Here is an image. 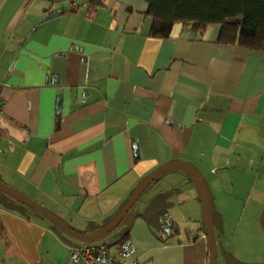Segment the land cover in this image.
<instances>
[{"label": "crops", "instance_id": "crops-1", "mask_svg": "<svg viewBox=\"0 0 264 264\" xmlns=\"http://www.w3.org/2000/svg\"><path fill=\"white\" fill-rule=\"evenodd\" d=\"M97 1L0 0V184L89 235L182 162L206 180L217 226L237 205L236 227L260 212L249 238L223 228L215 264H264V53L216 43V26L160 39L145 0ZM180 171L167 192L192 183ZM138 223L115 242L127 236L137 264H209L201 227L170 220L158 238ZM78 244L0 192V264H66Z\"/></svg>", "mask_w": 264, "mask_h": 264}, {"label": "trees", "instance_id": "trees-1", "mask_svg": "<svg viewBox=\"0 0 264 264\" xmlns=\"http://www.w3.org/2000/svg\"><path fill=\"white\" fill-rule=\"evenodd\" d=\"M150 35L167 38L174 25L219 28L216 43L264 53V0H145ZM96 6L97 0H89ZM127 239L121 238L117 243ZM116 244V243H115Z\"/></svg>", "mask_w": 264, "mask_h": 264}, {"label": "rangeland", "instance_id": "rangeland-1", "mask_svg": "<svg viewBox=\"0 0 264 264\" xmlns=\"http://www.w3.org/2000/svg\"><path fill=\"white\" fill-rule=\"evenodd\" d=\"M179 170H172L170 173H165L159 180L151 183L146 190L142 193L140 198L135 202L129 212L124 216L119 225L114 228L112 231L107 233L101 239L90 242L86 244H91L94 246L108 244L113 246V244L119 239L117 237L121 236L125 231H137L139 228L138 221L144 220L147 226L151 227L152 232L155 236L164 238V235L161 233L162 229L165 230L167 228L168 222L175 221L184 230H190L191 232H197V229L201 227L205 230L204 219L202 214V208L199 201V194L194 186V183H190L187 185L186 183L182 185H177L178 195H175V191L172 190V193L167 192L170 186L175 185L174 179H172V172H178ZM181 172V171H180ZM206 181V180H204ZM203 181V183H204ZM141 184V183H140ZM205 188V187H204ZM136 190V189H135ZM134 190V191H135ZM134 193V192H133ZM253 194V193H252ZM256 194V192L254 193ZM181 197L179 198V196ZM207 200L209 194L206 192ZM132 196V194H131ZM130 196V197H131ZM211 197V194H210ZM221 197L229 199L230 196L221 195ZM171 198H174L173 204L171 203ZM130 199V198H129ZM128 199V200H129ZM178 201V202H177ZM225 201V200H224ZM176 202V203H175ZM126 204V203H125ZM210 217L212 222V227L214 231L215 239L218 236H222L223 228H226V234L229 232H236L237 236L244 234L246 238H249L250 233H253V224L256 217L260 212L258 210H254L253 214H250L246 211L243 221L241 225L235 226L231 222L230 219L241 214L242 205H237L235 210H229L228 217L220 213V218H225L228 223L225 224V221L222 225L217 226V216L215 211L213 210L212 204L208 200ZM231 214L233 216L230 218ZM137 215L142 216L143 219L137 218ZM263 215V231H264V212H261V216ZM226 216V217H225ZM161 218H166L167 221H162ZM232 220V221H233ZM262 226V224H261ZM230 234V233H229ZM217 247V245H216Z\"/></svg>", "mask_w": 264, "mask_h": 264}, {"label": "water", "instance_id": "water-1", "mask_svg": "<svg viewBox=\"0 0 264 264\" xmlns=\"http://www.w3.org/2000/svg\"><path fill=\"white\" fill-rule=\"evenodd\" d=\"M53 16L45 18L43 22L51 19ZM181 170L188 174L194 183V186L199 194V201L201 203L202 214L204 219L205 225V235L207 238L208 246H209V264H215L216 262V242H215V235L212 227L209 205L207 200L206 191L203 185V182L196 172V170L185 163L182 162H171L165 164L152 172L149 176H147L144 181L138 186V188L134 191L129 201L126 205L122 208V210L117 214V216L104 228L94 234H80L72 230L66 224H64L58 217H56L53 213L42 207L41 205L37 204L34 201L22 196L21 194L15 192L11 188H8L2 184H0V192L6 194L7 196L13 198L14 200L20 202L21 204L31 208L35 212L39 213L41 216L46 218L51 224L58 227L60 230L74 238L75 240L79 241L80 243H90L95 242L102 237H104L107 233L112 231L116 228L119 223L122 221L124 216L129 212L135 202L140 198L142 193L146 190V188L153 182L157 181L163 174L171 170ZM162 221H167L166 218H161Z\"/></svg>", "mask_w": 264, "mask_h": 264}, {"label": "built area", "instance_id": "built-area-1", "mask_svg": "<svg viewBox=\"0 0 264 264\" xmlns=\"http://www.w3.org/2000/svg\"><path fill=\"white\" fill-rule=\"evenodd\" d=\"M71 1L75 2L76 0ZM2 106L3 102L0 100V111ZM133 254L134 248L128 239L113 246L103 247L80 243L71 247L66 264H137Z\"/></svg>", "mask_w": 264, "mask_h": 264}]
</instances>
